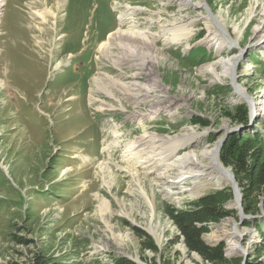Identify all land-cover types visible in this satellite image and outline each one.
<instances>
[{
	"label": "rangeland",
	"instance_id": "obj_1",
	"mask_svg": "<svg viewBox=\"0 0 264 264\" xmlns=\"http://www.w3.org/2000/svg\"><path fill=\"white\" fill-rule=\"evenodd\" d=\"M188 1L180 13L177 0H6L0 264H264V0ZM124 6L142 8L136 23L160 35V17L173 16L179 25L193 20L189 39H157L167 59L161 57L155 71L170 93H151L163 100L156 108L137 107L120 93L122 102L92 92L101 71L115 79L120 73L99 46L121 25ZM44 11L46 20L39 16ZM214 17L225 40H210ZM233 55L238 61L231 74L203 68ZM122 71L132 70L125 65ZM92 94L99 101L93 103ZM102 102L116 107L101 110ZM188 129L204 135L177 149L172 160L217 144L219 163L235 182L209 181L193 195L183 190L190 187L186 181L167 194V185L155 180L159 173L147 174L126 152L146 131L181 138ZM231 138L236 155L225 164L221 154ZM217 192L222 199L209 205L214 211L202 214L199 200ZM102 198L111 209L105 218L97 207ZM182 212L194 232L182 230ZM233 223L243 232L237 252L229 251L227 239L212 240L213 232Z\"/></svg>",
	"mask_w": 264,
	"mask_h": 264
},
{
	"label": "bare ground",
	"instance_id": "obj_2",
	"mask_svg": "<svg viewBox=\"0 0 264 264\" xmlns=\"http://www.w3.org/2000/svg\"><path fill=\"white\" fill-rule=\"evenodd\" d=\"M177 1H179L181 7L180 13H182L181 11L185 9L184 6L187 5L189 1ZM5 3L6 0H0V22L4 15ZM142 10V8L126 6L119 17L123 19L121 25L111 31L107 38L100 43L99 49L101 50V53L112 58L113 65L120 69V73L118 74L117 79H115L108 73L106 74V72L101 71L95 79V87L92 92L97 93L103 91L107 93L108 96L121 101V98L117 97L118 93H120V95H124L126 98L132 100L137 107L148 105L150 108H156V106H160V103L163 102V100L159 102V100L153 99V97H167V94L170 93L169 90L165 89L159 79V74L155 71V67L160 62L161 57L167 59L163 56L162 49L157 47V39H159L160 36L163 37L164 40L171 41L173 44L179 43L184 39H189L192 34L189 25L193 20L179 25L180 23L177 22V19L173 16L171 19L160 17V19L157 20L161 23L160 27H162L160 31H162L163 34L160 35V33H154L150 30L142 29L140 27L141 24L138 22L136 23L138 20L136 15ZM49 13L53 15L54 18L58 16L56 10L52 9ZM49 13L44 11V13H40L39 16L46 20L47 14ZM187 18L188 20L191 19L190 16ZM125 25H128V28L125 27ZM219 28L224 29L223 23L220 19L214 17L211 24H209L211 41H213V39L225 40V37L220 33ZM233 34L238 33H234L233 31ZM229 35L231 42H235L236 39L233 37L231 31H229ZM237 61L238 56L233 55L227 61H216L212 65H207L203 68L206 71L211 72L213 69L221 67L222 73L231 74ZM125 65L126 68L132 70L130 75L126 74L123 76L122 69ZM151 93H154L156 96L152 97ZM240 97H242V99L246 98L242 94H240ZM90 98L93 100V103L99 101V99L93 94ZM247 100L249 101V99ZM174 103L164 106L162 111L169 110L175 105ZM115 107L116 106L113 104L102 102L99 109L107 110L114 109ZM251 108L252 113H255V106H253L252 102ZM157 111H159V109ZM188 130L189 132L181 138H173L168 137L167 135L165 136L146 131L138 138V140L129 143L126 152L131 154V161L136 159L138 164L142 163V168L146 169L147 174L159 173L155 180L159 184L167 185V188H164V191H166L167 194L173 193V191L168 188L181 186L180 184H184L186 181L190 182V187L184 189L183 187H180V189L182 188L184 191H192L193 195L197 194L199 186L204 185V183L209 181L214 180L217 185L232 183V176L226 171L227 169L225 170L219 163L217 144L213 148H205L200 153H194L191 155L190 153L186 154L181 160L178 159L179 162L177 160H172L174 156L173 153L177 149L191 147L193 143L197 142L198 139L204 135V132H197L194 129ZM137 163L136 166L134 165L135 167L138 166ZM161 166L168 167V170L164 168V171H161ZM132 169L137 170L136 172H138L137 168ZM175 169H180V171H177V174L170 172ZM102 171L105 174L107 170L105 171L102 167ZM140 192L145 196L148 194L144 187H140ZM235 196L238 199L240 195L236 193ZM237 199L234 203H237ZM152 205L155 210L154 202ZM97 207L103 218L111 212V209H109V202L106 198L100 199V203ZM105 222L107 223L106 219ZM148 230L153 236L158 237V233L153 227H149ZM242 234L243 232L233 223L228 229L220 228L213 232L212 240L218 241L223 238L227 239L230 243L228 247L229 251L237 252L240 250L238 246Z\"/></svg>",
	"mask_w": 264,
	"mask_h": 264
},
{
	"label": "trees",
	"instance_id": "obj_3",
	"mask_svg": "<svg viewBox=\"0 0 264 264\" xmlns=\"http://www.w3.org/2000/svg\"><path fill=\"white\" fill-rule=\"evenodd\" d=\"M246 111V110H245ZM245 113V112H244ZM244 113H243V115H244ZM245 115H246V113H245ZM233 141H234V139L233 138H231V140H229L223 147H224V151H223V153L221 154V158H222V160H223V162L225 163V164H229V163H232L233 162V156L234 155H236V153H235V151H233V153L229 150V148H230V144H231V142L233 143ZM238 175H239V173L236 171V176L238 177ZM222 192H217L215 195H208V196H205V197H203V198H201L200 200H199V203L203 206V208H204V211L203 212H201L202 214H209V212H213L214 211V209H210V207H209V205L210 204H212L213 202H214V200H215V198H217V199H222V196H220V197H218L219 196V194H221ZM215 205V204H214ZM211 212V213H212ZM217 213V212H216ZM218 214V213H217ZM220 214V213H219ZM187 213L185 212V215H183V212H182V214L181 215H178V217L182 220L181 222H183V224L181 225V228H182V230L183 231H190V232H194V230L195 229H193L192 227H191V225H190V223L189 222H186L185 223V219L184 218H187ZM193 218L194 217H196V215H193L192 216ZM184 219V220H183ZM129 263H131V262H129ZM121 264V263H120Z\"/></svg>",
	"mask_w": 264,
	"mask_h": 264
},
{
	"label": "water",
	"instance_id": "obj_4",
	"mask_svg": "<svg viewBox=\"0 0 264 264\" xmlns=\"http://www.w3.org/2000/svg\"><path fill=\"white\" fill-rule=\"evenodd\" d=\"M232 178H233V181L235 182L236 181V179L232 176Z\"/></svg>",
	"mask_w": 264,
	"mask_h": 264
}]
</instances>
